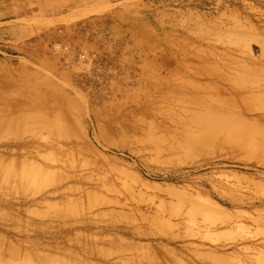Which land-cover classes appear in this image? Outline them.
I'll list each match as a JSON object with an SVG mask.
<instances>
[{
    "label": "rangeland",
    "instance_id": "obj_1",
    "mask_svg": "<svg viewBox=\"0 0 264 264\" xmlns=\"http://www.w3.org/2000/svg\"><path fill=\"white\" fill-rule=\"evenodd\" d=\"M193 30L219 64L248 58L226 52L240 34L261 58L264 0H0V264H264V130L207 134L144 78ZM89 107L120 111L109 149L22 163L17 143Z\"/></svg>",
    "mask_w": 264,
    "mask_h": 264
},
{
    "label": "bare ground",
    "instance_id": "obj_2",
    "mask_svg": "<svg viewBox=\"0 0 264 264\" xmlns=\"http://www.w3.org/2000/svg\"><path fill=\"white\" fill-rule=\"evenodd\" d=\"M219 29L220 33H232L242 29V26L234 21ZM188 38L192 41L190 46L180 39L167 49L165 64H162L164 74L155 68L144 77L146 83L156 91L158 99L167 106L168 112L180 118H190L199 128H205L207 134L217 130H250V127L264 130V41L261 58L255 57L248 52V39L240 34L232 41L235 47H229L226 52L234 60H237L233 55L235 51H240L248 58L240 59L244 62L242 64L227 59L219 64L212 53L208 55L201 48L208 43L202 31L193 30ZM119 112H103L99 108L89 107L81 113L80 121L74 119L59 128L57 125L45 126L47 137L17 143L18 149L28 153L22 163L28 157H37L40 150L46 149L59 152L58 156L47 157L43 161L46 167L73 168L76 161L82 162V166L86 165V150L104 152L110 148L105 127L115 125ZM84 120L87 121L86 125L81 124ZM90 126L94 131L97 130L94 139L90 135ZM26 170L31 178L40 176L37 164L29 165L26 169L20 166L14 171L23 174ZM72 177L73 174L66 173L63 179L54 181L51 194L68 187L67 183Z\"/></svg>",
    "mask_w": 264,
    "mask_h": 264
}]
</instances>
